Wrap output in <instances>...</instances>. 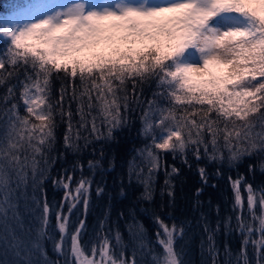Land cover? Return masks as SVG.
Returning a JSON list of instances; mask_svg holds the SVG:
<instances>
[{"label": "snow or ice", "instance_id": "1", "mask_svg": "<svg viewBox=\"0 0 264 264\" xmlns=\"http://www.w3.org/2000/svg\"><path fill=\"white\" fill-rule=\"evenodd\" d=\"M0 88V264H188L176 247L188 222L169 225L156 211L162 253L135 209L120 214L130 254L108 213L83 239L93 191L110 197L105 174L115 163L105 168L104 145L139 122L144 143L128 160V184L142 185L139 199L150 204L163 172L162 207L174 203L181 173L168 155L189 169L197 162L203 185L210 177L202 160L220 177L225 165L259 156L248 172L264 174V0H24L0 13ZM69 153L76 159L65 167ZM49 182L63 190L58 203L48 200ZM228 184L230 213L216 205L214 225L203 212L197 220L204 264H264V185L240 173ZM233 231L239 251L225 242L221 252L217 235Z\"/></svg>", "mask_w": 264, "mask_h": 264}, {"label": "trees", "instance_id": "2", "mask_svg": "<svg viewBox=\"0 0 264 264\" xmlns=\"http://www.w3.org/2000/svg\"><path fill=\"white\" fill-rule=\"evenodd\" d=\"M23 2L24 0H0V13L8 11L15 3ZM3 91L4 89L0 88V93ZM146 95L150 96V92H147ZM138 128L139 122L137 121L131 129L118 131L116 133L117 139L115 141L104 145L107 154V159L104 162L105 168L108 167L109 161H114L115 163V168L105 174L107 192L110 194V197L106 194L103 197L98 198L93 191L91 207L87 214V231L83 239L88 241L91 237L95 236L96 231L99 230V221L104 219L105 214L108 213L109 226H112L113 228H115L116 225L119 226L124 244L129 245L128 252L130 254L133 242L126 229L125 220L120 218V214L124 213L125 217H127L130 210L135 209L137 219L144 224L147 240L157 253H162L161 246L155 243L157 226L153 222L152 213L153 211H156L165 223H168L169 225L173 222L177 224L183 221L188 222L187 237L177 241V250L183 246V258L188 264H204V261L208 259V255L206 252V245L205 248L201 247V239L204 237L203 230L197 225V220L199 219L201 212L207 215L213 225L217 219L216 205L220 206L221 215L230 213L232 192L228 184L229 175L235 178L237 174L240 173L245 175L248 182L252 183L254 187L264 185V174L259 171L258 167L254 174L248 172V165L257 164L260 157L254 156L251 158H245L235 168H229L225 165L222 169L223 175L220 177L214 175L217 165L209 164L206 160H202L199 164L200 166L207 168L210 177L208 184L203 185L196 172L197 162L193 161V167L189 169L187 166L181 164L180 160H173L172 156L168 155L166 157L167 163H175L176 166L181 169L180 175L173 181L175 185L174 203L171 206L162 207V205L168 204V197L166 195L163 197L161 196L160 190L163 187L165 177L163 172H160L155 184L154 200L149 204L148 202L139 199L140 193L143 191L142 185L135 181H133L132 184H128L126 175L127 163L133 155V149L142 147L144 143L143 139L137 135ZM57 131L62 142L64 131L63 125H61ZM94 147L99 149L100 145L96 144ZM97 155H99L98 152ZM80 158L85 162L87 159H91L92 155L90 154V150L85 152ZM75 159L76 157L69 153L67 156V163L64 166L69 167ZM59 167L60 165L57 164L56 169ZM56 169L53 170V175L56 174ZM76 176L77 178L79 177V172L76 173ZM122 177L125 185L124 196L120 195ZM95 179L97 181L100 180L99 173L96 175ZM212 185H215V187ZM197 188H203V191L199 196V201L201 202L200 207L194 206L197 200L195 195ZM47 194L50 202L58 203L63 196V190L53 188L51 182H49L47 184ZM80 215V212L74 213L73 220L77 219ZM51 223V231L55 232V238L58 240L59 233L58 231H55L56 221L54 216L51 217ZM204 238L206 239V237ZM254 238H258V235ZM216 239L221 252H223L224 244L227 242L231 250L235 253L240 249L242 238L237 232L233 231L227 237L221 232L217 235ZM44 243L49 258L57 259V256L53 252L52 241L45 240ZM115 243L116 241L113 239L112 244L115 245ZM249 250L251 251V249Z\"/></svg>", "mask_w": 264, "mask_h": 264}]
</instances>
